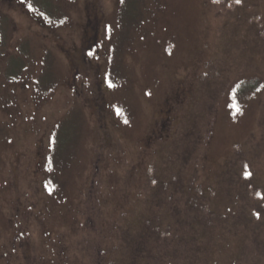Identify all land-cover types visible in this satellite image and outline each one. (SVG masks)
<instances>
[{"label": "rangeland", "instance_id": "obj_1", "mask_svg": "<svg viewBox=\"0 0 264 264\" xmlns=\"http://www.w3.org/2000/svg\"><path fill=\"white\" fill-rule=\"evenodd\" d=\"M180 194L195 264H264V0H0V264H124Z\"/></svg>", "mask_w": 264, "mask_h": 264}, {"label": "trees", "instance_id": "obj_2", "mask_svg": "<svg viewBox=\"0 0 264 264\" xmlns=\"http://www.w3.org/2000/svg\"><path fill=\"white\" fill-rule=\"evenodd\" d=\"M93 23V19H91L90 17L86 18L85 28L87 29V31L90 32V29L94 27ZM83 45L84 49L83 51H81L82 58H85V61H91L92 57L91 60H89L88 57L90 55L89 53H92L95 49L96 43L94 40V34H88ZM242 172L244 173L243 168ZM241 194L242 193H239V195ZM252 197L253 198L251 200L249 199V203L252 204L251 206L253 207L252 216L254 217V219H252V221L247 224L246 230H248V227L250 226H256L257 228H260L261 224L264 223L263 218L261 222L257 221L255 218L257 216L256 213H262L264 216V204L261 200V198L263 199V196L260 194ZM177 198L176 200L168 201L171 206L174 207L176 205V207L173 210H170L167 215H164V213L162 212L163 210L160 211V206L162 205H159L155 208L158 215L155 214L152 218L157 216L158 224H151L148 228L141 229L140 226H138L139 224L136 220L138 217H140L141 211L137 213L138 215L136 214L135 219H133V217L130 215L127 216L126 222H131V224L130 227H125V231L127 230V232L126 234L123 233L125 235L123 239L130 237L132 238V240L130 241V243H127V241L123 240V249H126L127 254L125 255H128L123 260L124 264H142L144 260L148 259L151 255H154V253L156 254V258L163 257V254H161V249L158 245L166 244L169 241H173L176 245L175 247L180 251L177 253L181 254L177 255L178 258L182 257V262H180V264H195L197 262H200V259L198 260L197 258L198 256L201 257L202 255H200L199 252L194 253V250L196 249V245H198V247L201 246L203 248H207V245H205L200 238L204 237V239L206 238L207 240V238L211 236L213 229L210 228L209 231L199 230L202 224L201 219L196 215L190 216L188 218V214L194 212L193 210L195 209L196 211L194 213L196 214L198 210V201H193L192 199L184 200L182 195L179 196V199ZM240 199H243V197L240 196L239 200ZM215 222L217 223V225L221 224L220 221L217 222V215L215 217ZM255 228L248 230V232L246 233H249L251 235ZM179 236L181 238H178ZM200 242H202L203 246L201 244H197ZM189 243H191V245H189ZM205 250L208 251L207 249ZM118 262L119 260H117L116 264H118ZM157 263L163 264L164 261L163 259H160Z\"/></svg>", "mask_w": 264, "mask_h": 264}, {"label": "snow or ice", "instance_id": "obj_3", "mask_svg": "<svg viewBox=\"0 0 264 264\" xmlns=\"http://www.w3.org/2000/svg\"><path fill=\"white\" fill-rule=\"evenodd\" d=\"M240 2V0H237V3H239Z\"/></svg>", "mask_w": 264, "mask_h": 264}]
</instances>
